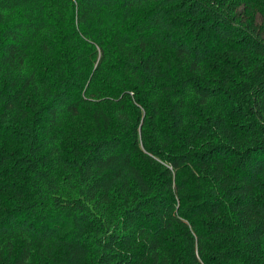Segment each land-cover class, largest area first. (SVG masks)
I'll list each match as a JSON object with an SVG mask.
<instances>
[{
    "label": "trees",
    "instance_id": "16d2710c",
    "mask_svg": "<svg viewBox=\"0 0 264 264\" xmlns=\"http://www.w3.org/2000/svg\"><path fill=\"white\" fill-rule=\"evenodd\" d=\"M0 264H264V0H0Z\"/></svg>",
    "mask_w": 264,
    "mask_h": 264
}]
</instances>
